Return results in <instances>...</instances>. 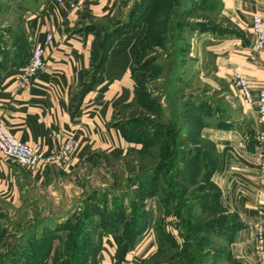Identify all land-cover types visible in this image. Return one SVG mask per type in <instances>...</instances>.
<instances>
[{"label": "crops", "instance_id": "1", "mask_svg": "<svg viewBox=\"0 0 264 264\" xmlns=\"http://www.w3.org/2000/svg\"><path fill=\"white\" fill-rule=\"evenodd\" d=\"M0 2L7 18L0 25V122L14 139L44 152L67 138L78 143L66 165L50 162L20 167L0 155V264H32V242L61 223L72 206H79L77 199L85 190L106 186L110 173L128 167L140 174L141 166H147L140 175L150 179L172 151L181 156L168 161L170 166L156 175L154 184L175 169L194 165L197 175L209 169L208 181L232 226L224 236V259L259 264L252 238L261 230L260 264H264V169L259 156L264 122L258 121L255 103L257 92L264 90V50L252 61L245 58L252 42L250 17L257 14L264 19V0H218L216 14L222 19L223 34L194 26L186 39H174L169 87L179 95L170 97L179 100L174 113L178 121L175 129H156V135L151 124L145 125L144 145L140 144L143 136H137L134 126L126 123L140 114L134 100L133 70L144 24L112 40L96 74L92 50L102 29L116 19L118 0ZM192 2L184 0L185 11ZM185 18L190 25L203 22L197 16ZM46 35L51 39L44 45L42 70L27 87L17 88L15 74L27 60L31 45L43 44ZM236 66L248 81L251 106H242L230 81ZM164 96L158 102L161 106ZM173 132L178 134L177 141H167ZM157 141L161 147L155 145ZM202 143L210 145L212 156L206 155ZM202 184L200 179L196 186ZM150 200V212L160 211L157 216L162 218L160 196L155 193ZM154 218L151 214L134 247L152 230ZM168 223L165 231L170 230ZM101 234L97 264H114L116 237ZM154 235L152 231L151 241L136 253L126 254L119 264H136L154 250ZM41 264H50V260Z\"/></svg>", "mask_w": 264, "mask_h": 264}, {"label": "rangeland", "instance_id": "2", "mask_svg": "<svg viewBox=\"0 0 264 264\" xmlns=\"http://www.w3.org/2000/svg\"><path fill=\"white\" fill-rule=\"evenodd\" d=\"M183 2L184 0H177L175 5L167 8L166 12L161 14V18L157 19L159 22L157 27H151V29H158V39L149 40L151 38L148 36V40L141 41L143 43H141V49L137 54L136 68H141V65L147 60H152V64L145 71H135L134 73L136 83L134 100L140 114L126 123L130 126L133 125L137 130L139 127L143 128L149 124L152 125L154 131L165 128L173 130L178 121V115L174 113L178 111V102L176 101L179 100L176 99L174 101L170 98L172 95L174 97L179 96L177 95L178 93L170 92L171 89L169 87V78L172 79L173 77L172 75L169 76V71L172 67L171 59L174 57L175 52L171 45L175 38H177V41L180 37L186 39V36L188 37L189 35V32H187L190 30L189 28H194V26H190L187 23L188 20L183 15L185 11V7L182 6ZM209 2V8L203 9V11L199 9L195 13V16L199 17L203 22L195 23H203L205 26H213L222 31V19L218 18L216 14L218 0H209ZM141 3L142 0H118L116 19L112 21V24L108 28L104 27V29L126 24L131 9ZM1 4L0 2V6ZM151 13H154L153 9ZM3 16V8H0V25L2 22L7 21V18ZM150 16L148 18L151 22L153 16ZM147 20L146 18H142L141 21H136L135 28L143 25ZM184 32L185 34L182 35ZM1 33H3V29L0 26ZM150 34L149 31L148 35ZM180 34L181 36H179ZM0 45H2L1 40ZM159 77L163 79L156 81ZM176 77L178 75H175V79H177ZM162 96H164V100L162 99L161 101L163 106L158 103ZM143 98H146V101ZM147 98L154 99L155 104L148 103ZM164 112L168 113L166 117ZM168 116L169 119L166 120ZM139 135H144L142 140L144 139L145 141L146 134L139 133ZM177 136L178 134H174L173 132L167 141H172L173 139L176 142ZM144 141H141L140 144L144 145ZM161 144V141L155 143L159 147L162 146ZM202 146L206 150V155L208 157L212 156L210 145L202 143ZM142 169L146 170L147 166H141L140 174L143 172ZM174 172L176 171L172 170L168 175L169 177L160 180L159 182L162 183H158L159 185L157 186L158 193L163 196V190L167 182L170 193L169 199L170 201L173 199L172 203H174L173 206H169L172 212L175 211L173 215L171 213L167 216L162 214V218L157 216L160 211L156 213L157 211L153 209L150 212L151 200L148 197V186L141 183L147 180V178L141 176L136 169L132 170L128 167L124 172H112L108 175L109 182L106 186L85 190L77 199L79 206H72L61 222L64 226L56 233L57 238L54 239L52 245L50 264H92L93 257L88 255V252L91 246L96 244L98 237L91 235L90 240H88L89 242L87 241L88 243H86L84 238L86 234L82 229V225L84 224V220L86 222L88 218L95 220L97 217H100L102 215L100 213L101 210L105 211L104 215L112 218L110 219V224L117 225L121 236L126 234L127 225L132 220L135 218L139 220L140 217L146 219L151 217V214H154V223L150 225L152 230L149 229V233L144 235L136 246H133L130 252L136 253L146 242L151 241L152 231L155 232L154 236H156L157 242H155L154 250L152 249L146 253L136 264H237L236 262H227L224 259V255L227 253L225 247L226 239L224 237L227 230L220 229L218 224H220V219H226L227 221L228 217L223 214V208L210 197L214 190L210 185V181H208V174H201L199 172L195 177L188 175L187 178L189 180L182 182L180 179L170 180V176L174 175ZM207 172H209V169H207ZM200 179L203 181V184L195 187ZM196 195H201L202 197L196 198ZM203 204L205 205L204 209L201 206ZM167 221L169 222L167 229H170L168 231L172 232L175 236L174 240L170 239L163 232V227L166 229L164 224L166 225ZM59 224H53V228ZM258 231H260V234L262 233L261 230ZM253 238L252 245L254 246L255 259L260 264L263 252L262 234L259 254L256 252ZM73 239H78L74 247H72ZM175 241L177 246L174 245ZM158 244L159 248H157ZM129 255L127 253L126 256Z\"/></svg>", "mask_w": 264, "mask_h": 264}, {"label": "trees", "instance_id": "3", "mask_svg": "<svg viewBox=\"0 0 264 264\" xmlns=\"http://www.w3.org/2000/svg\"><path fill=\"white\" fill-rule=\"evenodd\" d=\"M176 1L177 0H142L141 4L136 5L134 8L131 9V11L129 12L128 21L126 24H123L121 26H112L109 29L102 30L100 33L101 34L100 38L97 41L95 48L92 50L93 51L92 57L94 60L93 61L94 62V65H93L94 73L97 74L100 72V70L102 68L101 65H102L104 57L107 53V49L109 48V46L112 43V40L116 37L125 35L126 33L129 32V30L136 27V25H135L136 21L139 22V21H141L142 18L148 19L144 23L145 29H144V32H143L144 35H143V38L141 39V41H143V40L145 41V39L148 40L149 38H151L149 40L158 39V33H157L158 29H155V28L151 29V27H157V25L159 24L157 19L161 18V14L165 13L167 8H171V6L175 5ZM192 1L193 2L191 4V7L187 8V11L183 12V15L185 17H192L193 18V17H195L194 13H195V11H197V9H201V11H203V9L209 8V3H210L209 0H192ZM152 9L154 11L153 14L151 13ZM147 15L153 16V19L151 18L152 19L151 22L149 21V18ZM191 25L197 26L199 29H202V30L205 29V30H209L211 32H215L218 34H223V31H221L220 29L215 28L213 26L212 27L205 26L203 23H195V24H191ZM147 30H148V33L150 31V33H151L150 35H148ZM148 36H149V38H148ZM141 41L139 42L138 47H137V50H138L137 54L139 53V51L141 49V47H140L141 43H143ZM137 54H136V58L134 61V70H133L134 73H135V71H145L149 67V65L152 64V60L151 61L147 60L145 63H143L141 65V68L137 69L136 63H135L136 59H137ZM134 94H135V91H134ZM143 100L146 101V98H143ZM149 102L152 104L153 103L155 104L154 99L149 98L148 103ZM135 130H136L137 136H144V135H139V133L146 134L145 131L140 127L138 130H137V128H135ZM153 133L156 135L155 131ZM146 140H147V138L145 135V141H144V139L142 141L147 142ZM169 154L170 155L164 160L165 164H163V163L160 164L158 167H156L153 170L154 175L152 177H150V179L147 178V180H144L143 182H141L142 185L148 186V191H149L148 197H149V199H150V196L155 194V193L160 196V199H161L160 204L162 206V213L164 216H167L170 213L173 215V213L175 212V211L172 212V210L169 208V206H173V203H172L173 199L171 201L169 199L170 193L168 190V185H166V183H165V187L163 190V192H164L163 196H161V194H159L157 191L158 190L157 186L159 184L155 185L153 181H154V178L156 177V175H159V174L162 175L163 172L166 171V169H168V167L170 166V165H167L168 161H170V160L175 161L178 159L179 156H181V155H179V153L177 151L176 152L172 151ZM194 169H195L194 165L190 166L186 169L183 168L182 170L181 169H175L176 172H174L175 173L174 175L177 176V178H182V180H181L182 182L187 181V180H189V178H187L188 176L185 177V176H183L184 174H182V173L184 171H186L188 174L190 172H192L193 174H189V175H193V177H195L197 174L194 172ZM204 173H207L209 175V172H204ZM159 183H162V182H159ZM210 185L214 190L213 185L211 183H210ZM212 193L213 194H211L210 197L213 198L217 204L216 193H215V191ZM195 197L200 198L202 196L196 195ZM139 198H141V197L139 196ZM204 204L201 205L203 207V209L206 205V204L205 205ZM100 213H102V215L100 217H97L95 220L93 218H88V220H86V222L84 220V224L82 225V229L84 230V232L86 234L84 237L86 243L89 242L88 240H90L91 235H95L98 237L96 244H93L91 246V248L88 252V255L93 257L91 263L97 264V256L99 255V252H100L99 250L101 247V235H102L101 233L114 234L116 237V246L114 249L115 250L114 264H119V262L122 261L124 256L127 253H129L130 251H132V248L135 245L136 238L139 235H141V232L144 230L147 222L150 220L151 217L146 218V219L140 217L139 220H137L135 218L134 220H132V222L129 225H127V229L125 232L126 234L124 236H121L120 233L118 232L117 225L116 224H114V225L110 224L111 223L110 219H112V218L107 216V215H104L105 214L104 210H101ZM109 214H110V211H109ZM228 222L229 221H226V219H224V220L220 219V224H218L219 225L218 227H220V229H226V228L231 229L232 226H230V224ZM63 226H64V224L60 223L54 229H51V230L46 229V233H45L44 238H42L38 241L32 242V249L30 250V256H29L32 259V264H41L42 262H44L46 260V258H48L49 260L51 259L50 254L52 253L51 252L52 242L54 241L55 238H57L56 233L58 231H60L63 228ZM164 226H165V224H164ZM204 229H206V228H204ZM163 232L166 233L170 239H172V240L175 239V236L173 235V233L170 231H168V232L165 231L164 227H163ZM77 240L78 239H76V240L73 239L72 247L75 246V243L77 242ZM156 242H157V239H156ZM174 245L177 246L176 241L174 242ZM157 248H159V244H158Z\"/></svg>", "mask_w": 264, "mask_h": 264}, {"label": "built area", "instance_id": "4", "mask_svg": "<svg viewBox=\"0 0 264 264\" xmlns=\"http://www.w3.org/2000/svg\"><path fill=\"white\" fill-rule=\"evenodd\" d=\"M61 2V0H55ZM248 29L252 34V42L248 49L245 58L248 61L254 60L255 56L264 50V19L253 14L250 17ZM51 36L46 35L44 43H33L28 51L27 60L18 69L13 78V84L17 88L27 87L33 76L40 72L44 66L43 49L44 45L49 42ZM230 81L236 89L237 95L240 98L242 106L247 107L253 105V100L249 95V84L242 74V69L239 66L234 67L230 72ZM256 107L258 113V121L264 122V90L257 92ZM261 142L262 138L257 139ZM78 146V143L72 138H67L59 146H50L49 150L44 152L38 147H29L21 143L16 138L10 135L6 126L0 122V155L12 163L20 167H33L38 164H49L50 162H58L66 165L70 161V153ZM260 163L264 169V145L260 148ZM256 245V252L260 253L261 234L256 233L253 238Z\"/></svg>", "mask_w": 264, "mask_h": 264}]
</instances>
